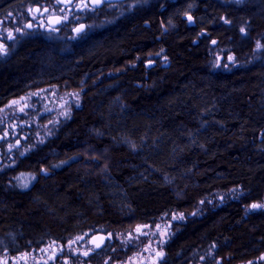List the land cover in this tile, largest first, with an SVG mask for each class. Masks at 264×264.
Masks as SVG:
<instances>
[{"label":"trees","instance_id":"obj_1","mask_svg":"<svg viewBox=\"0 0 264 264\" xmlns=\"http://www.w3.org/2000/svg\"><path fill=\"white\" fill-rule=\"evenodd\" d=\"M51 2L0 0V20ZM87 23L70 40L27 30L0 63V108L40 87L84 91L82 107L14 169L35 175L30 189L0 173V253L155 222L240 188L242 199L181 224L161 264L198 263L204 252L205 264L256 260L264 211L245 207L264 200V0H127ZM218 54L240 64L218 68Z\"/></svg>","mask_w":264,"mask_h":264},{"label":"rangeland","instance_id":"obj_2","mask_svg":"<svg viewBox=\"0 0 264 264\" xmlns=\"http://www.w3.org/2000/svg\"><path fill=\"white\" fill-rule=\"evenodd\" d=\"M254 1V0H253ZM79 2V0H76ZM232 0L230 4H234ZM137 2L131 3V6H135ZM243 3L242 5H244ZM242 6L241 4H239ZM51 11L45 16V19L49 15H63L68 17L69 25L63 24L60 28L61 32L65 31V35L69 36V40L72 38L69 34L73 31V28L77 25L83 23L84 21H89V14L91 11H81V12H71L68 14L66 9L62 5L52 0L50 5ZM64 9V11H61ZM110 9V8H109ZM192 17V15H189ZM19 14H9L7 18H4V28L12 34V30L17 27H23L25 33L27 31L26 24L28 22H36L38 16L30 15L26 20H21L20 22L16 19ZM188 19V17H187ZM189 20V19H188ZM13 21V24L11 22ZM195 19L189 23H194ZM223 22V21H222ZM230 23H227L229 25ZM84 33V32H83ZM29 34H25L19 40L25 39ZM13 36V34H12ZM73 38H77L80 35H73ZM71 37V38H70ZM259 42V41H258ZM217 43V42H216ZM215 43V44H216ZM261 43V42H259ZM14 47V45H13ZM9 55L0 54V63H5V61L12 55L14 49L10 48ZM263 48L257 49L256 54L258 55ZM234 57V60H228L227 57ZM224 57L221 54L216 56V62L218 68L232 69L237 67L240 63L236 60L234 54H230ZM168 65V63L165 61ZM153 62H149L147 65H153ZM227 65V67H225ZM84 91L80 88H72L68 83H63L62 85H51L46 87H40V89H31L26 94L19 96L18 98L8 101L5 106L0 108V134L5 135L4 141L0 144V173H5L9 177V186L12 188H17L20 190H28L33 185L35 180V175L28 172H17L14 169L17 167L21 158H24L32 150H35L43 145L48 139L53 137V135L60 129L63 123L71 119L74 115V111L82 107ZM24 98V99H22ZM12 101H18L17 104H12ZM23 108V111L20 109ZM47 172V171H45ZM245 195V192L240 188H231L229 191H221L210 195L205 200H202L198 207L194 211L189 212H174L167 213V215H162L156 219L155 222H145L137 223L134 226L116 229L111 232L114 234V241L125 242L128 244H140L143 251L146 246H152V255L156 257L157 251H163V259L167 256L166 246L175 237L180 230V225L188 221L190 218L200 217L207 212V210L221 206L232 199L240 200ZM254 204H264V200L260 202H254ZM252 205V204H250ZM247 205L245 207L246 214L252 215L254 212L264 211V208L253 209ZM183 214V219H172L174 215ZM138 225H149L143 229L148 235H142L135 231ZM156 225H160L161 230L166 229V235H161L160 230L156 229ZM155 233V234H153ZM164 242L161 244L160 241ZM142 251V252H143ZM207 252L201 254L198 263L194 264H205L209 262L210 258H207ZM144 253V258H145ZM6 256V251L0 253V264ZM264 254L253 260V264H264ZM246 263L241 264H248ZM211 263V262H210ZM209 263V264H210ZM220 264V261L217 262Z\"/></svg>","mask_w":264,"mask_h":264},{"label":"flooded vegetation","instance_id":"obj_3","mask_svg":"<svg viewBox=\"0 0 264 264\" xmlns=\"http://www.w3.org/2000/svg\"><path fill=\"white\" fill-rule=\"evenodd\" d=\"M221 1L228 5L241 7L239 4L242 5L247 0H233L234 4H230L232 0ZM84 10L91 11L90 9ZM66 11L68 14H71V12H81L83 10L80 11L77 9V7L74 6V9L72 11L69 12L67 9ZM28 13L29 17L33 14L29 11ZM36 16H38V19L36 22L32 21V29L27 27L26 24L27 30L31 32L40 31L52 33L53 31L48 32L47 29L43 28L42 26V22H46L48 18L45 19V16L41 15ZM187 17H189V15L186 16V19ZM222 21L225 24H227L225 21H230L231 23V20H229L227 18V15L225 14L224 16H222ZM4 22V19L0 20V44L6 46L7 54L9 55V51H11L10 48L12 47V49H14L16 45L20 43L19 39H21V37L24 36L26 33L23 27H17L16 29L12 30L13 38L8 39V31L4 28ZM63 24L69 25V21H63L60 24V26L58 27L59 32ZM81 24H85L87 26L86 30L88 29L89 24L87 23V21H84ZM79 25L74 27L73 31L70 32L72 35H82L83 32L81 34L74 33V29L79 27ZM17 29H21L22 31H17ZM53 33L58 34L57 32ZM0 136H2L3 138L2 140L0 139L1 144L5 139V135L0 134ZM102 235L106 236V239L103 241H101V239L99 238V236ZM73 241L74 243H72ZM97 244H99L100 246L97 247ZM8 247L11 248L6 250V256L1 262V264H161L159 261L163 259H155V257L151 254L152 246H146L143 251L140 244H128L125 242L123 243L114 241V234H112L111 232L104 231L80 233L79 235L71 236L66 241L47 240L45 242L42 241L36 245H30L28 243L25 247H23V249L18 247L16 248L15 246L11 245ZM84 252H88V255H83ZM144 253L146 254L145 258Z\"/></svg>","mask_w":264,"mask_h":264},{"label":"snow or ice","instance_id":"obj_4","mask_svg":"<svg viewBox=\"0 0 264 264\" xmlns=\"http://www.w3.org/2000/svg\"><path fill=\"white\" fill-rule=\"evenodd\" d=\"M56 2L57 3L71 4L73 2V0H56ZM105 4H109V6H111L110 0H79V2L75 4V7L79 8L81 10L90 9L91 11L94 12L97 9V7H99L101 5H105ZM28 11L32 12L33 9L30 8V9H28ZM35 11L36 12H40L41 9L37 8V9H35ZM43 11L47 12L48 9L44 8ZM61 11H64V9H61ZM188 19H189V21H191L192 17L189 16ZM67 20H68V17L66 15L63 16V17H57L56 18V23H61L62 21H67ZM225 22L226 23H230V21H225ZM27 27L31 28L32 25L29 23L27 25ZM86 27L87 26L81 24V25H79V27L75 28L74 31L77 34H80V33L84 32ZM56 30H58V29H53V31H56ZM17 31H22V30L21 29H17ZM241 32L242 33L246 32V29L241 28ZM7 38L8 39H12L13 38L12 34L10 32L8 33ZM212 43L215 44L216 42L212 41ZM256 48L257 49L264 48V45H262L261 43L257 42ZM0 54L7 55V48L3 44H0ZM227 59L231 61V60H234V57L229 56V57H227ZM225 67H227V65H225ZM22 99H24V98H22ZM17 103H18V101H12V104H17ZM23 110H24L23 108L20 109V111H23ZM250 207L253 208V209L264 208V204H252V205H250ZM165 215H167V214H165ZM172 219H174V220L175 219H183V214L181 213L179 215H174L172 217ZM146 227H150V226L149 225H138L136 227L135 231L138 232V233H141L142 235H148V233L143 231V229L146 228ZM156 229L160 230L162 236L167 234L166 233V229L161 230L160 225H156ZM153 234H155V233H153ZM163 242H164L163 240L160 241L161 244ZM72 243H74V241ZM96 246L99 247L100 245L97 244ZM83 255L87 256L88 252H84ZM163 255H164L163 251H157L156 252V257L157 258H162ZM260 259H264V257H261ZM248 264H253V262L249 261Z\"/></svg>","mask_w":264,"mask_h":264},{"label":"water","instance_id":"obj_5","mask_svg":"<svg viewBox=\"0 0 264 264\" xmlns=\"http://www.w3.org/2000/svg\"><path fill=\"white\" fill-rule=\"evenodd\" d=\"M124 1H127V0H110V4L117 3V2H124ZM59 4L62 5L65 9H67V10L70 12V11H72V10L74 9V6H75V4H76V0H73V2H72L71 4H65V3H59ZM102 6H103V5H101V6L97 7V8H102ZM37 8L41 9V11H40V12H36L35 9H37ZM45 8L48 9L47 12H44V11H43L44 8H42L41 6L37 5L36 7L33 8L32 13H33L34 15L46 16V14H48V12H50V7L48 6V7H45ZM77 9L81 11V9H79V8H77ZM57 17H63V16H62V15H50V16L48 17V19H47L46 22H42V26H43V28H46L48 32H49V31H53V29H58V27L60 26V24H61L63 21H62L61 23H56V18H57ZM29 23L32 25V22H28L27 25H28ZM84 25H85V24H84ZM85 26H86V25H85ZM32 28H33V26L31 27V29H32ZM86 28H87V27H86ZM86 28H85V30H86ZM85 30H84V31H85ZM53 32H57V33H58L59 30H56V31H53ZM74 33L77 34L75 31H74ZM80 34H81V33H80ZM0 139H1V140L3 139L2 136H0ZM0 162H1V160H0ZM100 239H101V241H103V240L106 239V236H103V235H102V236L100 237Z\"/></svg>","mask_w":264,"mask_h":264},{"label":"bare ground","instance_id":"obj_6","mask_svg":"<svg viewBox=\"0 0 264 264\" xmlns=\"http://www.w3.org/2000/svg\"><path fill=\"white\" fill-rule=\"evenodd\" d=\"M78 3V2H77ZM104 236V235H103ZM101 236H99V238H100Z\"/></svg>","mask_w":264,"mask_h":264}]
</instances>
